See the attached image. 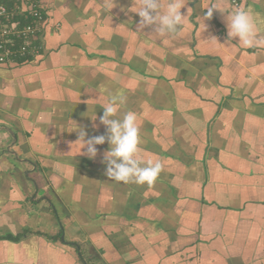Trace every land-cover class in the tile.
I'll list each match as a JSON object with an SVG mask.
<instances>
[{"label": "crops", "instance_id": "obj_1", "mask_svg": "<svg viewBox=\"0 0 264 264\" xmlns=\"http://www.w3.org/2000/svg\"><path fill=\"white\" fill-rule=\"evenodd\" d=\"M37 1L38 52L0 63V264H264V47L227 38L244 8L264 39V0H181L163 36L141 0ZM110 93L163 164L152 185L77 140L107 136Z\"/></svg>", "mask_w": 264, "mask_h": 264}, {"label": "clouds", "instance_id": "obj_2", "mask_svg": "<svg viewBox=\"0 0 264 264\" xmlns=\"http://www.w3.org/2000/svg\"><path fill=\"white\" fill-rule=\"evenodd\" d=\"M162 7L160 0H141L140 10L134 11L141 18L139 27L155 25V31L161 36L177 33L184 24V14L181 13L184 4L181 0H169L163 14L161 13ZM112 8L106 7L105 10L110 11ZM206 9L205 19H210L214 10L222 11L215 3ZM227 28L228 40L238 37L243 47H264V39L259 36L260 28L251 9L233 10L227 16ZM125 103V97L110 93L108 103L102 106L103 115L100 116V122L106 126L107 136L102 134L86 139L87 131L81 128L77 140L83 142V148H86L85 154L89 158L97 155L96 145L104 144L107 140L111 148L105 153L104 162L106 163V176L109 179L124 183L152 185L162 172L163 164L158 159L145 162L138 157L141 138L136 113L127 111L122 118L118 117V112Z\"/></svg>", "mask_w": 264, "mask_h": 264}, {"label": "built area", "instance_id": "obj_3", "mask_svg": "<svg viewBox=\"0 0 264 264\" xmlns=\"http://www.w3.org/2000/svg\"><path fill=\"white\" fill-rule=\"evenodd\" d=\"M0 0V63L35 56L44 14L37 0Z\"/></svg>", "mask_w": 264, "mask_h": 264}, {"label": "trees", "instance_id": "obj_4", "mask_svg": "<svg viewBox=\"0 0 264 264\" xmlns=\"http://www.w3.org/2000/svg\"><path fill=\"white\" fill-rule=\"evenodd\" d=\"M23 1H25V0H21L22 3H23ZM21 2H20V3H21Z\"/></svg>", "mask_w": 264, "mask_h": 264}]
</instances>
